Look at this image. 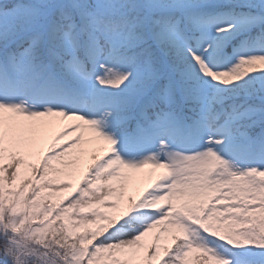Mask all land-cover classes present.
I'll use <instances>...</instances> for the list:
<instances>
[{"label": "snow or ice", "instance_id": "1", "mask_svg": "<svg viewBox=\"0 0 264 264\" xmlns=\"http://www.w3.org/2000/svg\"><path fill=\"white\" fill-rule=\"evenodd\" d=\"M0 230V264H264V0H0Z\"/></svg>", "mask_w": 264, "mask_h": 264}, {"label": "trees", "instance_id": "2", "mask_svg": "<svg viewBox=\"0 0 264 264\" xmlns=\"http://www.w3.org/2000/svg\"><path fill=\"white\" fill-rule=\"evenodd\" d=\"M17 240H20L21 237L17 236ZM10 240L5 238L2 234V230H0V247L4 246L5 244L9 243ZM36 248V251L32 250ZM19 256L21 264H24L25 260L36 262V264H61V254H58V250L52 246H43L37 243L35 240H24L22 241L20 247L18 248ZM42 252H49L50 257L44 258ZM198 253L194 250L190 254V262L191 264H196V257Z\"/></svg>", "mask_w": 264, "mask_h": 264}, {"label": "rangeland", "instance_id": "3", "mask_svg": "<svg viewBox=\"0 0 264 264\" xmlns=\"http://www.w3.org/2000/svg\"><path fill=\"white\" fill-rule=\"evenodd\" d=\"M65 123H67V122H65ZM89 161H90V158H89ZM145 171H147V170H145ZM162 171H164V170L163 169H157L156 170L157 175H159V173L162 172ZM148 182L149 181H148L147 177H144L143 181L141 183L137 184L136 191H139V189L142 188L143 186H145ZM153 239H154V236L150 235L148 238H146V241L148 243H151L153 241ZM32 250L36 251V248H33ZM40 255H42L44 258H47L48 256L49 257L51 256L49 252H42V254H40ZM196 264H199L198 260L196 261Z\"/></svg>", "mask_w": 264, "mask_h": 264}, {"label": "clouds", "instance_id": "4", "mask_svg": "<svg viewBox=\"0 0 264 264\" xmlns=\"http://www.w3.org/2000/svg\"><path fill=\"white\" fill-rule=\"evenodd\" d=\"M24 264H36V262L25 260Z\"/></svg>", "mask_w": 264, "mask_h": 264}]
</instances>
